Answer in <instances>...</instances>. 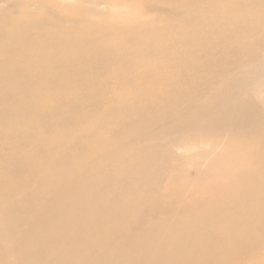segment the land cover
Here are the masks:
<instances>
[{
    "label": "bare ground",
    "instance_id": "6f19581e",
    "mask_svg": "<svg viewBox=\"0 0 264 264\" xmlns=\"http://www.w3.org/2000/svg\"><path fill=\"white\" fill-rule=\"evenodd\" d=\"M0 264H264V0H0Z\"/></svg>",
    "mask_w": 264,
    "mask_h": 264
}]
</instances>
